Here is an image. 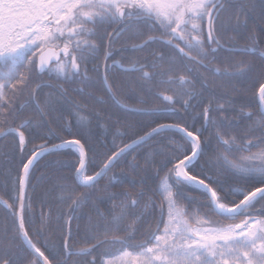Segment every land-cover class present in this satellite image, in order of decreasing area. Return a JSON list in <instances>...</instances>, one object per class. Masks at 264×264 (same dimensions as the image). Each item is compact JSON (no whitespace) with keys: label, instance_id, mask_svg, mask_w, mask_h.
<instances>
[{"label":"snow or ice","instance_id":"snow-or-ice-1","mask_svg":"<svg viewBox=\"0 0 264 264\" xmlns=\"http://www.w3.org/2000/svg\"><path fill=\"white\" fill-rule=\"evenodd\" d=\"M257 7L255 0H0V137L16 138L19 156L14 172L0 173L7 195L0 207L10 218L0 222V264H70L73 256L88 258L81 264H264V51L256 63L245 59L258 51L255 36L245 45L225 39L249 18L264 21V0ZM245 84L258 102L238 103ZM70 92L154 117L155 126L121 131L100 112L93 123ZM118 93L153 106L129 107ZM150 140L156 145L143 163L133 156L130 167L151 176L136 192L110 193L111 209L96 208L80 237L86 246L74 249L76 210ZM56 155L65 158L44 167L71 170L55 175L53 187L73 215L61 240L51 241L52 206L41 199L37 224L33 177ZM149 218L155 228L133 244Z\"/></svg>","mask_w":264,"mask_h":264},{"label":"trees","instance_id":"trees-1","mask_svg":"<svg viewBox=\"0 0 264 264\" xmlns=\"http://www.w3.org/2000/svg\"><path fill=\"white\" fill-rule=\"evenodd\" d=\"M257 0H255L256 2ZM260 2V1H259ZM257 11H259V6L257 7ZM255 36L256 44L258 51L245 57V59H250L259 63V54L261 51H264V21H261L258 18H249L248 25L246 29H241L239 33L236 32H228L225 39L229 43L234 39L235 43L238 45H245L251 42V37ZM231 38V39H230ZM158 48L161 46L158 45ZM163 50V49H162ZM229 54L227 52L221 53L222 57H227ZM146 55H141L139 57H143ZM120 59V58H119ZM223 67L224 65H220ZM91 68V65H89ZM203 71V69H201ZM89 75H94L93 73H89ZM44 80L50 81L53 84H56L57 81L55 78H50L47 74L43 77ZM65 87L71 88L74 85L65 84ZM246 89H248V85H244ZM225 89V86L221 81H217L216 91L218 94L222 93ZM52 91L51 89H43V93H47ZM91 91V90H89ZM115 91V89H114ZM252 89H248L245 91L241 97L238 98V103H254L258 102L254 100ZM70 95L74 98V100L81 102L87 105V109L84 110L83 114L85 116H92L93 123H95V112H100L105 121L111 124L113 121H120V130L125 131V125L131 123L136 126L135 130L139 134H143V131L150 130V127L155 126L152 121L155 119L154 117L143 116L132 112H125L118 107H113L110 104L101 105L96 104L94 101L90 100L87 96H81L77 93L70 92ZM95 95L103 96L104 93L96 92ZM121 99L122 103H126L129 107H149L153 106L151 104L141 105L137 99H128L119 93L117 94ZM250 109H246L248 111ZM67 115V113H66ZM231 115H235V113H231ZM71 119V117H68ZM158 122H165L164 120H160ZM55 126V125H53ZM142 130V131H141ZM205 135H208L207 133ZM131 135L125 136L124 142H129L131 139ZM111 139V137H109ZM158 139V138H157ZM38 142V141H37ZM156 145V140H150L148 144L141 145L139 148L135 149L133 152L129 153V155L119 161L108 173V176L101 179L99 184L95 189H92V200L89 204L82 206L80 209H77L74 213L75 218L71 221V228L73 232V240L71 241L73 248H79L86 246L81 240L80 237L84 235V230L87 227L90 218L96 217V208L98 207L101 212L107 213L112 207V201L108 199V195L112 192H120L124 190H128L131 192H136L141 189V178L146 174L151 176V172L145 173L142 169H133L130 167V161L132 157L135 156L136 159L142 164L144 154L150 151ZM103 150V149H102ZM60 155L45 157L40 161L39 166L37 167L34 177L33 183L36 185L35 194L33 198V212L35 213V219L37 224L40 219L41 212V199H47L49 204L52 206V221L46 230V236L51 241H59L63 237V235L67 231L66 221L69 216H72L69 205L68 204H60L56 199L59 196V191L54 189L53 187V177L55 175L64 174L71 175V170L69 168H62L59 172L56 171V165H50L49 167H44L46 161L48 160H57L63 159ZM19 163L18 151L16 148V138L13 136H8L0 139V173L6 172L9 168L15 170L16 165ZM115 174L116 181L110 184V179ZM45 177L44 179H39L40 177ZM0 179H3L0 176ZM149 183H152L149 181ZM107 186V187H106ZM154 186V185H153ZM10 190V189H9ZM79 192L89 191L85 188H79ZM0 195H5L3 190H0ZM194 195H199L198 193H194ZM47 212V207L43 209ZM10 218L7 217L6 212L0 207V222H4ZM79 226L80 231L77 232V227ZM156 226V219L149 218L147 223H144L140 226V231L136 234V239L132 241L133 244L140 242L143 240L147 233L154 229ZM131 250V249H130ZM103 249H97L93 255H96L98 258L100 257ZM88 259L85 257H71L70 264H81V261Z\"/></svg>","mask_w":264,"mask_h":264},{"label":"flooded vegetation","instance_id":"flooded-vegetation-1","mask_svg":"<svg viewBox=\"0 0 264 264\" xmlns=\"http://www.w3.org/2000/svg\"><path fill=\"white\" fill-rule=\"evenodd\" d=\"M259 1H260V0H257V1H256L257 6H259ZM109 30H111V29H109ZM133 42H139V41H132V40H130V41H129V44H131V43H133ZM116 47H117V49H119V48L121 47V45H120V44H117ZM152 47H153V48H158V45H153ZM123 55H124V56H133V55H135V56H141V55H149V51H148V50H145L144 52H141V53H130V52H129V53H123ZM120 56H121V54L118 52L116 58L119 59Z\"/></svg>","mask_w":264,"mask_h":264},{"label":"water","instance_id":"water-1","mask_svg":"<svg viewBox=\"0 0 264 264\" xmlns=\"http://www.w3.org/2000/svg\"><path fill=\"white\" fill-rule=\"evenodd\" d=\"M3 138V137H0V139Z\"/></svg>","mask_w":264,"mask_h":264}]
</instances>
